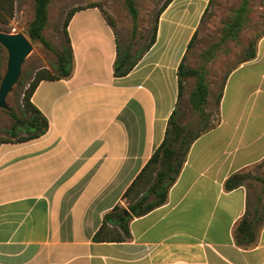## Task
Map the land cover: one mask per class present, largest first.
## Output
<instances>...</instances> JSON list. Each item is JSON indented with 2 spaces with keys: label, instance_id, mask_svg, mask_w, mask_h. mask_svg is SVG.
<instances>
[{
  "label": "crops",
  "instance_id": "crops-1",
  "mask_svg": "<svg viewBox=\"0 0 264 264\" xmlns=\"http://www.w3.org/2000/svg\"><path fill=\"white\" fill-rule=\"evenodd\" d=\"M209 3L171 0L124 76L114 75L116 31L102 10L72 15L73 73L41 81L32 97L47 133L0 145V264H264V226L250 246L236 238L250 187L225 186L264 160V34L256 57L228 74L216 124L192 144L166 202L132 218L126 240H93L165 138L178 69Z\"/></svg>",
  "mask_w": 264,
  "mask_h": 264
},
{
  "label": "trees",
  "instance_id": "trees-1",
  "mask_svg": "<svg viewBox=\"0 0 264 264\" xmlns=\"http://www.w3.org/2000/svg\"><path fill=\"white\" fill-rule=\"evenodd\" d=\"M51 2L52 0H34V17L30 21L27 31L31 40L40 42L46 48L57 54L55 71L45 67L39 68L34 75L29 77L27 85L21 82L22 91L17 94L20 107L18 110L14 107L10 108L8 113L13 119V122L6 131L7 135L0 138V145L3 143H21L37 139L47 133L49 129V120L33 102L32 97L41 81L63 79L71 76L73 73L74 50L68 31V25L72 15L80 9L98 6L102 10L108 23L113 26L103 8L98 4L74 7L69 11L65 19L63 28L65 42L63 43L62 49L58 51L44 35V30L49 20V6ZM126 2L136 21L138 9L134 0H126ZM170 2L171 0H166L159 9L150 40L144 47L133 51V43L123 45L116 35L115 76L127 75L154 44L160 14ZM212 2L213 0H210L208 7ZM15 3V0H0V30L5 31L3 26L7 25L10 19L14 17L16 8ZM250 12L251 0H241L239 6L232 11L225 22L220 42L213 44L212 48L208 49L206 52L208 54H213L212 51L221 43H225L229 40H238L239 34L243 30ZM196 35L197 31L190 42L188 51ZM188 51L178 69L179 101L168 120L165 138L126 190L124 198H126L128 202L127 207L116 205L111 211L104 215L100 228L93 236L94 241H124L129 238L131 236V219L136 216L147 214L166 202L169 189L180 174L192 144L205 131L214 127L216 124V122L211 120L212 114L207 111V105L210 101V88L206 79V70L204 66L201 68H192L185 64ZM4 53L5 48L0 44V82L5 65ZM256 53L257 43L251 41L244 58L239 63L255 58ZM191 76L196 78L195 86L191 90L189 96L192 109L199 115L196 128L191 127L193 124L192 122L186 124L182 122L183 112L180 111L179 108L184 93L185 79ZM221 95L222 92L217 98V106L220 102ZM248 178H250V174L246 172L234 173L226 180L225 186L228 190L234 189L242 185ZM256 179L264 183V178L256 177ZM262 190L264 192V186ZM126 209L130 211V214L125 213ZM263 226L264 202L263 197L257 195L254 201H248L246 212L237 226L236 238L238 245L247 247L254 244Z\"/></svg>",
  "mask_w": 264,
  "mask_h": 264
},
{
  "label": "rangeland",
  "instance_id": "rangeland-1",
  "mask_svg": "<svg viewBox=\"0 0 264 264\" xmlns=\"http://www.w3.org/2000/svg\"><path fill=\"white\" fill-rule=\"evenodd\" d=\"M15 1V15L3 27L5 32H22L29 37L27 29L34 17V0ZM134 2L138 9L136 21L128 8L126 0H52L49 6V20L44 30V35L60 51L65 42L63 28L69 11L77 6L98 4L112 22L118 40L123 45L133 43V51L138 50L150 40L157 13L166 0H134ZM240 2L241 0H213L202 18L196 38L188 51L185 61V64L189 67L201 68L204 66L206 70V79L210 88V101L207 105V111L212 114L211 120L214 122L218 119L217 98L222 92V87L228 74L244 58L250 42L255 41L258 43L264 34V0H251V12L243 30L239 34L238 40H229L221 43L212 51L213 54L206 52L212 48L213 44L220 42L223 26ZM31 43L32 50L22 65L19 80L7 97L8 108L0 107V138L7 135L6 131L13 122L8 113L9 108L14 107L18 110L20 107L17 94L22 91L21 82L27 85L29 77L34 75L39 68L45 67L55 71L57 54L38 41L31 40ZM4 56L5 72L8 59L6 49ZM239 79V75L233 77L230 92H233L234 86ZM195 82L196 78L194 76L185 79L184 93L179 104L180 111L183 112L182 122L184 124L192 122V128L197 127V120H199V115L192 109L189 101ZM246 173L250 174V178L245 183L250 187V200L252 202L256 194H262L263 192L264 183L256 179V177L264 178V160L254 168L246 171Z\"/></svg>",
  "mask_w": 264,
  "mask_h": 264
},
{
  "label": "water",
  "instance_id": "water-1",
  "mask_svg": "<svg viewBox=\"0 0 264 264\" xmlns=\"http://www.w3.org/2000/svg\"><path fill=\"white\" fill-rule=\"evenodd\" d=\"M0 44L8 54L6 69L0 82V107L8 108L7 97L19 80L22 65L32 50V43L22 32L9 33L0 30ZM125 213L130 214V211L126 209Z\"/></svg>",
  "mask_w": 264,
  "mask_h": 264
}]
</instances>
